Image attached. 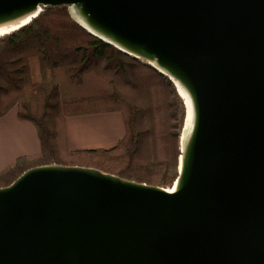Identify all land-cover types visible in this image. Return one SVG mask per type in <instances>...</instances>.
I'll use <instances>...</instances> for the list:
<instances>
[{"label":"water","instance_id":"obj_1","mask_svg":"<svg viewBox=\"0 0 264 264\" xmlns=\"http://www.w3.org/2000/svg\"><path fill=\"white\" fill-rule=\"evenodd\" d=\"M62 5L185 98L179 173L28 169L0 187V264H264V0H0V36Z\"/></svg>","mask_w":264,"mask_h":264},{"label":"trees","instance_id":"obj_2","mask_svg":"<svg viewBox=\"0 0 264 264\" xmlns=\"http://www.w3.org/2000/svg\"><path fill=\"white\" fill-rule=\"evenodd\" d=\"M17 108L41 151L0 171V187L32 167H93L171 188L179 173L186 105L173 81L77 24L68 6L46 7L0 36V118ZM119 111L125 135L111 148L71 150L67 118Z\"/></svg>","mask_w":264,"mask_h":264},{"label":"crops","instance_id":"obj_3","mask_svg":"<svg viewBox=\"0 0 264 264\" xmlns=\"http://www.w3.org/2000/svg\"><path fill=\"white\" fill-rule=\"evenodd\" d=\"M66 125L71 150L111 148L126 132L124 117L119 111L70 116ZM40 151L36 126L20 119L16 107L0 118V171L18 157Z\"/></svg>","mask_w":264,"mask_h":264},{"label":"bare ground","instance_id":"obj_4","mask_svg":"<svg viewBox=\"0 0 264 264\" xmlns=\"http://www.w3.org/2000/svg\"><path fill=\"white\" fill-rule=\"evenodd\" d=\"M16 28H18V27H16ZM21 28V27H20ZM17 30V29H16ZM16 30H14V31H16ZM168 77V76H167ZM178 89V88H177ZM179 91V90H178ZM184 98V97H183ZM184 100H185V98H184ZM190 116H191V111H189V113H188V118H187V122H189V120H190Z\"/></svg>","mask_w":264,"mask_h":264},{"label":"rangeland","instance_id":"obj_5","mask_svg":"<svg viewBox=\"0 0 264 264\" xmlns=\"http://www.w3.org/2000/svg\"><path fill=\"white\" fill-rule=\"evenodd\" d=\"M68 11H69V9H68Z\"/></svg>","mask_w":264,"mask_h":264}]
</instances>
